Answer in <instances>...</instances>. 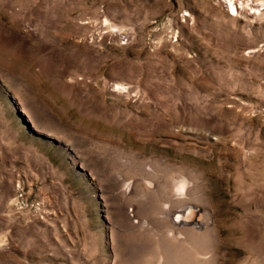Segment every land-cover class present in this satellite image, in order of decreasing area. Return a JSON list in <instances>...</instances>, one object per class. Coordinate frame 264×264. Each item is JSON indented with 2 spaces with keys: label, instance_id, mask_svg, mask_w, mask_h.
Instances as JSON below:
<instances>
[{
  "label": "rangeland",
  "instance_id": "1",
  "mask_svg": "<svg viewBox=\"0 0 264 264\" xmlns=\"http://www.w3.org/2000/svg\"><path fill=\"white\" fill-rule=\"evenodd\" d=\"M0 264H264V0H0Z\"/></svg>",
  "mask_w": 264,
  "mask_h": 264
},
{
  "label": "bare ground",
  "instance_id": "2",
  "mask_svg": "<svg viewBox=\"0 0 264 264\" xmlns=\"http://www.w3.org/2000/svg\"><path fill=\"white\" fill-rule=\"evenodd\" d=\"M234 2H231V5H233ZM189 211V210H188ZM183 216H186V218L190 219L191 217L194 216L193 211L187 212L185 210H178L175 214V221H180Z\"/></svg>",
  "mask_w": 264,
  "mask_h": 264
}]
</instances>
